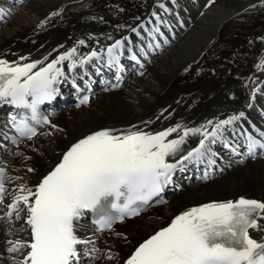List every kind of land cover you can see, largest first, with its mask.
Listing matches in <instances>:
<instances>
[{
    "label": "bare ground",
    "instance_id": "6f19581e",
    "mask_svg": "<svg viewBox=\"0 0 264 264\" xmlns=\"http://www.w3.org/2000/svg\"><path fill=\"white\" fill-rule=\"evenodd\" d=\"M140 1L135 8L137 0L102 3L99 0H24L18 10L19 4L0 0V57L14 61L25 56L28 59L22 63L40 60L46 64L72 47L78 50L76 60L93 49L103 50L101 57L84 66L77 64L69 70L68 61L59 65L65 71L60 79L62 85L91 65L98 66V62L109 60L106 49L117 39L128 37L124 47L117 50L120 57L132 54L129 50L135 48V38L142 29L139 26L143 24L146 28L153 18L152 6L157 3L156 0ZM193 3L198 6L194 14L181 7L184 16L172 17L176 19L170 26L176 33V41L171 42L170 48L162 49L161 56L154 57L146 72L131 78L118 93L99 94L88 109H68L56 114L42 135L18 149L9 172L11 177L21 179L12 180L10 199L17 185L35 186L72 143L93 131L136 126L155 133L180 124L182 134L184 127H200L208 120L227 119L240 112L244 113L241 122L245 129L248 123L263 126L264 120L257 121V114L262 112L254 110L251 103L257 97L264 98V89H261L264 72L259 73L264 69L258 67L264 60V19L258 16L264 14V1L193 0ZM257 6L258 13L249 14V9ZM154 12L158 14L159 27H168L160 13ZM131 28H137L138 32H132ZM80 40L85 43L80 45ZM254 89H258L255 95ZM243 130L235 121L226 126L221 139L226 140L232 132L243 137L246 135ZM176 137L177 133H172L169 138ZM199 139L198 134L187 137L182 146L184 152L196 147ZM221 139L209 147L211 152L220 151L216 145ZM29 168L34 171L29 172ZM241 196L264 201V159L247 160L244 165L205 183L184 185V190L168 197L163 206L150 209L130 221L131 224L122 223L109 231L99 241L106 260L97 264H121L134 245L189 207ZM22 213L24 223L26 211ZM260 223L261 229L250 230L258 241L264 240V221ZM25 229L23 224L0 222V254H3L0 264H16L22 258L24 249L19 253L5 250L10 240L27 241ZM109 252L111 259L106 257Z\"/></svg>",
    "mask_w": 264,
    "mask_h": 264
},
{
    "label": "snow or ice",
    "instance_id": "6c2138e0",
    "mask_svg": "<svg viewBox=\"0 0 264 264\" xmlns=\"http://www.w3.org/2000/svg\"><path fill=\"white\" fill-rule=\"evenodd\" d=\"M159 6L164 8L163 4ZM152 15L157 16L155 12ZM131 31L137 33L138 29ZM127 40L128 37L117 39L107 47L109 64L119 62L117 50ZM77 51L76 47L69 48L46 64L40 60L22 63L28 59L25 56L14 61L0 57V104L31 114L30 119L21 116L12 120L20 137L32 139L37 135L32 122H40L38 108L54 98L56 85L65 76L59 65L68 61L67 68L71 70L103 54V50L93 49L76 60ZM258 67L264 69V60ZM82 103H88L87 97ZM243 116L240 112L227 119L208 120L200 127H184L182 134L177 124L155 133L132 126L104 128L85 135L62 153L59 162L35 186L17 185L5 215L20 219V213L26 211L30 241H8L7 250L15 253L27 249L16 264H73L77 246L88 243L76 232V222L86 210L98 214L99 231H110L116 222L139 215L141 206L171 183L174 171L187 162H203L212 154L209 145L221 139L226 126ZM43 123L49 121L43 119ZM172 133L177 137L169 138ZM197 134L198 145L185 153L182 146L186 138ZM246 145L248 155L255 157L258 149L264 154V131L246 134ZM208 163L215 161L209 159ZM18 179L21 177H11L0 167V203L6 194V182ZM109 198L110 208L105 204ZM260 221H264V201L257 199L241 196L192 206L143 240L124 264H264V240L258 241L250 234V230L262 228ZM106 257L111 259L112 254Z\"/></svg>",
    "mask_w": 264,
    "mask_h": 264
},
{
    "label": "rangeland",
    "instance_id": "374dc122",
    "mask_svg": "<svg viewBox=\"0 0 264 264\" xmlns=\"http://www.w3.org/2000/svg\"><path fill=\"white\" fill-rule=\"evenodd\" d=\"M104 1H109V0H99V3H102V2H104ZM164 1H165V0H161L160 2H164ZM263 1H264V0H263ZM140 2H141L140 0H137V2H134V3H135V4H134V7L137 8V7L139 6ZM138 3H139V4H138ZM259 9H260V8H259L258 6H257V7H252V8L249 9L248 12H249V14H251V15H253V14H257L258 11H259ZM250 12H251V13H250ZM258 16H261V18L264 19V14H261V15H258ZM256 17H257V16H256ZM256 17H255V18H256ZM253 23H254V22H253ZM262 24H264V22H263ZM244 25L246 26V24H244ZM245 26H244V27H245ZM229 71H230V70L228 69L227 72H229ZM213 73H214V71H213V72L211 71V74H212V75H213ZM117 93H118V92H117ZM93 102H94V100L92 101V103H93ZM89 107H90V106L85 107V108H82V109H88ZM249 198H253V197H249ZM164 209H165L164 207L161 208V212H160L161 214L164 213ZM161 216H162V215H161ZM127 223H130V222H127ZM130 224H131V223H130ZM132 224H133V223H132ZM115 237H116V236H115ZM115 237H114V239H115Z\"/></svg>",
    "mask_w": 264,
    "mask_h": 264
}]
</instances>
